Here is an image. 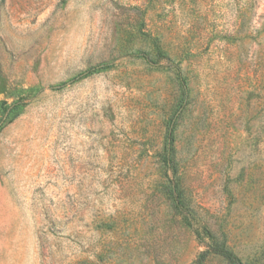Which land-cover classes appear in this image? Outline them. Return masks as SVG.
Listing matches in <instances>:
<instances>
[{"label": "rangeland", "instance_id": "374dc122", "mask_svg": "<svg viewBox=\"0 0 264 264\" xmlns=\"http://www.w3.org/2000/svg\"><path fill=\"white\" fill-rule=\"evenodd\" d=\"M222 239L264 264V0H0V264Z\"/></svg>", "mask_w": 264, "mask_h": 264}, {"label": "trees", "instance_id": "16d2710c", "mask_svg": "<svg viewBox=\"0 0 264 264\" xmlns=\"http://www.w3.org/2000/svg\"><path fill=\"white\" fill-rule=\"evenodd\" d=\"M106 67L105 65L99 66ZM209 256L221 258L226 264H243V262L227 247L225 239L221 241L213 240L205 246L197 259L192 264H203Z\"/></svg>", "mask_w": 264, "mask_h": 264}]
</instances>
